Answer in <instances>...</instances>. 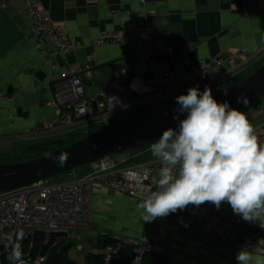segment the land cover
Wrapping results in <instances>:
<instances>
[{
  "label": "crops",
  "instance_id": "0c3cea01",
  "mask_svg": "<svg viewBox=\"0 0 264 264\" xmlns=\"http://www.w3.org/2000/svg\"><path fill=\"white\" fill-rule=\"evenodd\" d=\"M40 1L53 20L63 25L80 45L66 55H58L57 68L51 69L47 58L38 52L33 24L24 12L23 0H10L7 7L0 10V156L20 153L27 146L55 136L73 132L87 135L91 128L95 131L103 127L99 121L89 120L73 128L57 123L53 132H38V126L55 119L63 104L72 100L74 90L69 76L76 64L82 67L88 95L107 88L109 93L121 94L125 103L132 105L154 94L152 87L163 79L157 60L132 45L107 44L94 49L92 40L105 31L124 36L136 32L142 37L155 33L163 42L173 44L178 75L185 80H191L190 67L196 65L199 58L237 48L260 54L238 65L225 66L220 81L215 84L218 87L240 79L264 60V0ZM112 8L134 9L136 14L110 17ZM48 48L53 49V46ZM113 68H124L127 73L114 77ZM63 72H67L68 78L60 77ZM133 76L138 79L132 81ZM147 107L123 112L114 118L115 123L145 112ZM243 113L255 128L264 120V99ZM154 159L158 158L148 147L113 155L104 163L109 170H114L139 166ZM100 169L99 163L86 165L81 175ZM67 178L69 176L61 177V180ZM94 191L100 201L92 221L97 232L92 236L91 227L88 236L94 238V244L84 254V261L88 252H102L95 243L109 232L155 241L166 252V258L177 264H237L236 255L241 250L253 257L250 264L257 258L264 259L238 247L246 233L242 234L243 231L234 226L225 235L212 229L202 236L200 221L189 212L177 210L171 219L157 217L144 221L146 213L139 207L141 201L103 184H96ZM223 204L231 209L227 202ZM257 223H264V217ZM81 243L86 242L75 246L81 249Z\"/></svg>",
  "mask_w": 264,
  "mask_h": 264
},
{
  "label": "built area",
  "instance_id": "2783aa9c",
  "mask_svg": "<svg viewBox=\"0 0 264 264\" xmlns=\"http://www.w3.org/2000/svg\"><path fill=\"white\" fill-rule=\"evenodd\" d=\"M10 0H0V10L7 7ZM144 2V0H141ZM24 12L33 24L38 52L47 58L51 69L56 70L55 59L66 55L80 45L71 37L64 26L53 20L50 13L42 6L40 0H23ZM134 9L112 8L110 17L133 16ZM107 44L132 45L138 51L154 57L162 70V82L152 87L154 94L128 105L121 94H111L104 88L95 95H88L85 89L82 67L72 66L69 80L73 86L74 96L63 104L55 119L38 126V132H53L56 124L73 128L89 120H97L103 126L115 123V117L123 112L134 111L145 106L155 107L175 100L186 94L189 87L204 88L215 86L220 81L224 67L228 64L238 65L244 61L259 57V53L247 48L225 50L216 56L199 58L196 65L190 67L191 80L178 75L179 64L174 59V45L163 42L155 33L146 37L134 32L129 36L105 31L91 42L95 49ZM52 45L53 49L48 46ZM185 63H188L185 60ZM124 68H113L112 76L126 74ZM68 78L67 72L60 75ZM132 81L138 77L133 76ZM107 83V82H106ZM255 134L261 144L264 142V120L255 128ZM107 160V159H106ZM106 160L98 162L99 171L81 175L76 170L70 171L69 178L49 182L40 181L27 187L0 193V264L5 256L9 264H47L49 251L67 242H86L92 227L95 210L99 207V196L94 191L96 184L119 193L127 194L138 201L146 199L157 190L161 161L154 159L139 166H124L114 170L106 167ZM184 212L200 221L199 230L202 236L216 230L223 235L233 227L222 216L210 211L203 205H189ZM174 214L166 218L171 219ZM114 240L102 249L104 264H123L118 260L126 248L133 256L126 264H147L148 254L162 255L157 243L130 236H119L108 233ZM48 249L43 252L42 247ZM252 254L264 256V240L252 235H245L238 243ZM170 264L174 261L170 260ZM87 264V263H85Z\"/></svg>",
  "mask_w": 264,
  "mask_h": 264
},
{
  "label": "clouds",
  "instance_id": "9594fccd",
  "mask_svg": "<svg viewBox=\"0 0 264 264\" xmlns=\"http://www.w3.org/2000/svg\"><path fill=\"white\" fill-rule=\"evenodd\" d=\"M175 100L178 127L164 130L150 144L162 166L157 190L139 204L146 213L144 221L205 202L217 208L227 202L243 220H260L264 217V145L246 115L228 101L218 102L207 86L203 91L189 87ZM237 103L247 105V97L241 93ZM66 160L65 155L58 158L61 165ZM236 261L250 264L253 257L241 250ZM254 264H264V259L257 258Z\"/></svg>",
  "mask_w": 264,
  "mask_h": 264
},
{
  "label": "water",
  "instance_id": "95a60500",
  "mask_svg": "<svg viewBox=\"0 0 264 264\" xmlns=\"http://www.w3.org/2000/svg\"><path fill=\"white\" fill-rule=\"evenodd\" d=\"M211 90L218 102L228 101L231 107L246 111L264 99V63L240 81ZM241 93L247 97V105L237 103V97ZM177 107L176 100H172L123 121L105 125L71 144L43 155L12 163H0V193L39 183L80 167L104 161L113 155L148 148L159 139L164 130L178 127V120L174 119ZM185 115L186 113L181 114L180 119ZM61 155L67 157L63 165L58 162ZM202 205L247 235L264 240V227H260L257 222L243 220L224 204L219 208L211 202ZM93 239V237L87 239L91 246L94 244Z\"/></svg>",
  "mask_w": 264,
  "mask_h": 264
},
{
  "label": "trees",
  "instance_id": "16d2710c",
  "mask_svg": "<svg viewBox=\"0 0 264 264\" xmlns=\"http://www.w3.org/2000/svg\"><path fill=\"white\" fill-rule=\"evenodd\" d=\"M263 63H264V60L261 63H259L258 65H256L255 68H257L258 66H260ZM253 70H251V71H253ZM248 74L242 76L240 79H238L232 83H229L227 86H230V85L240 81L241 79H243ZM151 108H154V107H150L149 109H151ZM149 109H147V110H149ZM120 121H123V120H120ZM84 136L85 135H82V134L79 135V134L74 133V132L65 134L63 136H55V137H53L49 140H46L44 142H40V143H36L34 145L27 146L20 153H12L11 155H6L8 157H5L4 159H6V160L2 163H12V162H17V161H22V160H27V159H30L33 157H37V156H40V155L47 153L48 151H51V150H54V149H57L60 147H64L68 144H71L74 141H76V140H78ZM238 231H240V230H238ZM243 233L244 232H242V234ZM113 242H114V240L111 239L108 236V234H104L98 238V240L95 243V246L98 249H103L104 247H106L109 244H112ZM74 246H75V242H67V243L60 244L59 246H57L55 248H52L49 251V259H48L47 264H79L67 256L68 251ZM42 250H43V252L48 251V249L45 248L44 245L42 247ZM132 256H133L132 250L130 248H126L123 251V258L119 259L118 261L123 263V264L129 263ZM145 260H146L147 264H170L171 263L170 260L166 258V256L155 255V254H148L145 257ZM1 262H2L1 264H9L7 262V258L5 256L2 258ZM86 263L87 264H104V258H103L102 253H99V251L88 252L86 255ZM173 264H177V263L174 262Z\"/></svg>",
  "mask_w": 264,
  "mask_h": 264
},
{
  "label": "rangeland",
  "instance_id": "374dc122",
  "mask_svg": "<svg viewBox=\"0 0 264 264\" xmlns=\"http://www.w3.org/2000/svg\"><path fill=\"white\" fill-rule=\"evenodd\" d=\"M250 68H251V67H250ZM248 70H249V68H248ZM248 70H247V71H248ZM236 75H237V74H236ZM233 77L235 78L236 76L234 75ZM234 78H233V79H234ZM219 85H223V84H219ZM227 85H228V84H225L224 86H227ZM213 88H218V85L213 86L211 89H213ZM141 111H143V110H141ZM111 123H113V121H111ZM93 129H94V128H91V129H90V133L94 132ZM74 133H77V134L81 135L80 132H74ZM82 135H83V134H82ZM5 157H8V156H0V163L4 162V161L6 160V159H4ZM76 171H77L79 174H82V173L84 172V171H83V167H80V168L76 169ZM69 173H70V172H66V173H64V174H62V175H59V176H56V177H52V178H50L48 181H49V182H56L57 180H61V177L69 176ZM94 232H97V230L94 229V227H92V233H91L92 236H95ZM109 233H112V232H109ZM99 235H100V234H99ZM117 235H119V234H117ZM119 236H124V235H119ZM81 245H83L81 249H79L78 246H74V247H72V248L68 251V255H67V256H68L70 259H72L73 261H75V262H77V263H79V264H85L86 261H84V259H85V258H84V254L87 252V250H90L91 247H90V245H88V244H86V243H81ZM157 246H158V245H157ZM158 248H159V246H158ZM159 251H160L161 253H164L165 255H167L166 252L163 251V250H161L160 248H159ZM258 256H259V255H258Z\"/></svg>",
  "mask_w": 264,
  "mask_h": 264
}]
</instances>
